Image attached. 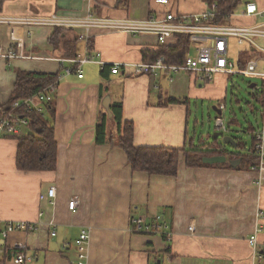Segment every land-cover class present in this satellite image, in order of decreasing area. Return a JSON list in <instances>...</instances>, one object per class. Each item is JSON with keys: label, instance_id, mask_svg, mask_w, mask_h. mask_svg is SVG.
Wrapping results in <instances>:
<instances>
[{"label": "crops", "instance_id": "1", "mask_svg": "<svg viewBox=\"0 0 264 264\" xmlns=\"http://www.w3.org/2000/svg\"><path fill=\"white\" fill-rule=\"evenodd\" d=\"M248 1L257 5V14H240ZM206 8L202 0H170L168 6L158 5L155 0H128L127 4L123 0H6L0 15L47 17L57 13L84 17L92 13L99 17L145 19L164 10L196 14ZM227 23H264V0H242ZM63 30L65 37L77 41L80 56L93 49L92 53H101L107 63L143 62V51L158 47L157 37L152 34ZM53 31L51 26L0 23V54L15 50L28 56H0V106L12 95L18 70L62 74L49 100L56 111V169L19 170L17 138L0 136V220L37 225L33 231L12 233L4 245L0 244V264H15L11 246L16 241L37 253V258L27 264H77L73 242L83 229L90 233L87 264H257L249 239L255 233L258 211L264 212V186L257 185L258 174L246 163L236 168L188 167L182 159L176 176L148 175L133 171L123 149L98 145L95 140L104 93L111 103L123 101L124 118L134 122L138 146L190 148L199 141L198 146L220 150L221 141L206 142L197 131L205 126L206 99L215 111L213 124L219 114L224 117L228 113L230 76L218 74L212 81H204L191 72H162L152 86L151 75H135L124 69L114 74L110 67L98 63L81 66L82 78L77 71L64 76L63 69L70 64L49 45ZM260 44L264 47V39ZM242 49L239 63L244 65L256 58L259 70L264 72V51L250 46ZM169 98L185 102L167 103ZM221 104H225L222 111ZM259 110L258 123H249L248 128L260 125ZM230 122L235 123L236 118ZM110 129H114L113 122ZM26 133L22 126L19 136ZM51 186L57 192L54 204L40 197ZM74 196L80 198L75 212L69 209ZM156 216L162 218V231L169 233L170 239L161 232L132 230L133 217L152 222ZM53 231L56 235H52ZM66 242L72 245L64 250ZM258 242V248H262L264 221Z\"/></svg>", "mask_w": 264, "mask_h": 264}, {"label": "built area", "instance_id": "2", "mask_svg": "<svg viewBox=\"0 0 264 264\" xmlns=\"http://www.w3.org/2000/svg\"><path fill=\"white\" fill-rule=\"evenodd\" d=\"M156 3L168 6L170 0H156ZM216 7V4L207 6L204 12L196 14H177L166 10V12L162 13H151L145 19L99 17L92 13L84 17H66L57 13L47 17L39 15L20 17L0 15V23L29 27L51 26L63 29H79L85 32H89L92 29H101L126 32L132 35L152 34L157 37L161 45L166 44L179 34L187 35L190 39L191 49L181 64H172L164 56L151 62L107 63L101 59V53L93 54L87 51L81 56L61 59L70 64L69 67L63 69L64 76L76 70L78 77L82 78L84 75L81 66L88 63H98L102 67L110 65L111 72L114 74L120 73L123 69L135 75L149 76L162 72L168 74L191 72L204 81H212L218 74L229 76L243 75L252 79H262L264 86V72L259 70L256 58L249 59L243 65L239 63V59L235 62L229 53L231 37L236 38L237 44L242 47L250 46L258 51H264V47L260 44V40L264 39V23L249 26L216 23L214 22ZM258 12L257 5L253 1H248L245 10L240 14L254 15ZM29 34H32L30 29ZM0 56H4L7 59L28 57L24 53L15 50H9L6 54H0ZM61 78L62 74L60 75ZM56 89L57 85L53 83L36 95L15 103L14 107L19 108L24 106L28 111L37 110L38 112H44L45 103L49 102L50 97L55 93ZM261 93H263V101L260 125L254 131H248L252 139H254L252 145L248 148H253L258 157V163L252 165L251 170L258 174L257 185L259 187L264 186V88ZM220 109L221 111L224 110L225 104H221ZM26 124L27 121L23 117L17 115L9 116L7 113H3L0 115V136H19L21 126ZM214 124L215 129L222 134L229 131V126L226 124L222 114H219L215 118ZM56 196V188L51 186L40 197L42 200L49 199L54 204ZM79 204L80 198L74 196L69 201V209L75 212ZM263 221L264 212L259 210L255 233L249 239V243L254 248V258L258 261L257 264H260L264 260V246L258 248V235L263 230ZM36 226V223L27 221L0 220V240L7 241L14 232L33 231L36 229ZM162 227L163 220L160 216H156L152 222H148L145 217H133L132 219V230L134 232H161L164 237L170 239L171 235L163 232ZM191 229L193 228L191 227ZM52 235H56V232L53 231ZM73 244L76 249L77 264H87L90 244L89 231L87 229L81 230ZM71 245V242H66L63 245V249L66 250ZM11 250L12 260L15 264H27L37 258V253L30 252L21 241L14 242Z\"/></svg>", "mask_w": 264, "mask_h": 264}, {"label": "trees", "instance_id": "3", "mask_svg": "<svg viewBox=\"0 0 264 264\" xmlns=\"http://www.w3.org/2000/svg\"><path fill=\"white\" fill-rule=\"evenodd\" d=\"M0 0V12L3 9L4 2ZM207 6L216 4V23H227L236 12L242 0H202ZM127 4L128 0H123ZM156 3V0H155ZM159 5V4H158ZM163 12H166L164 10ZM63 28L54 27V31L49 38V45L54 50L61 52L64 58L77 57V41L73 38L65 37ZM166 44H159L156 50H144V61L151 62L164 56L172 64H181L184 62L188 51L191 49L190 39L187 35L179 34ZM91 47V46H90ZM93 52V49L90 51ZM110 65L104 66V68ZM102 71L103 75L105 73ZM76 71V70H75ZM16 81L11 97L4 105L0 106V115L7 113L23 117L27 121L24 125L27 127V133L22 136H15L18 140L16 166L21 171H52L57 167L58 143L55 137V117L56 111L54 102L45 103V111H28L24 106L16 108L15 103L32 97L45 90L49 85L56 83L58 86L60 72H37L18 70ZM109 80V79H108ZM106 91H109L107 86ZM106 94L102 93V100ZM253 97L260 102L262 106L263 93H254ZM184 99L169 98L167 103H181ZM261 112V108L259 110ZM47 113V115H46ZM11 118V117H10ZM12 119V118H11ZM114 123V129H110V123ZM229 126V125H228ZM230 129V127H229ZM256 127L250 126L248 131H254ZM135 124L131 120L124 118L123 101H116L110 104L109 110L102 108L98 114L95 140L98 145H109L119 147L125 151L128 162L133 171L145 172L148 175L176 176L179 172L181 160L185 161L188 167L201 166H219L232 167L229 162L221 164H206L203 162L205 156L216 154H227L225 148L209 149L204 145L190 148H171L159 146H138L135 144ZM224 134V133H223ZM226 135V134H224ZM238 147L246 149V154H240L242 162L249 168L258 163L253 148H248L241 139L235 138ZM219 142L218 140H215ZM254 139H252L253 143ZM228 155V154H227ZM231 158H235L232 156ZM230 159V158H229ZM241 166V165H240ZM238 166V167H240ZM166 238V237H165Z\"/></svg>", "mask_w": 264, "mask_h": 264}, {"label": "rangeland", "instance_id": "4", "mask_svg": "<svg viewBox=\"0 0 264 264\" xmlns=\"http://www.w3.org/2000/svg\"><path fill=\"white\" fill-rule=\"evenodd\" d=\"M243 47L237 44L236 38L231 37L230 39V57L237 62L239 57L241 56L240 52L243 50ZM242 57L247 58L244 54ZM169 83V81L166 80ZM254 82L257 84L255 88H250V83ZM263 81L261 79H252L251 77H246L243 75H234L230 76L228 80V93L226 97V102L228 105V113L224 115V120L227 125H230V129L226 133V135H230L241 139L242 142L245 143L247 147L252 145V136L247 131V125L249 123L256 125L259 121L258 110L261 107L260 102H258L255 98H253V93H258L263 91ZM237 99L239 102H237ZM201 102V100H200ZM206 105L204 106L205 113V126L200 127V131H197L199 135L201 133L205 136L204 141H208L209 143L213 142V135L216 132L213 124V117L215 115L214 109H212L211 101L205 100ZM211 104V107H210ZM201 109V107H200ZM233 111V112H232ZM202 116V111H201ZM47 115V113H46ZM236 122H230V119H235ZM202 121V119H201ZM215 121V120H214ZM112 124V123H111ZM113 123V127H114ZM25 127V126H24ZM22 128V126H21ZM27 128V127H26ZM223 136L219 137V141L222 142ZM200 144L199 141L195 142V145L198 146ZM215 146V145H214ZM214 148V147H212ZM228 149V158L232 156H238L240 154H246V149L234 148L231 145L226 146Z\"/></svg>", "mask_w": 264, "mask_h": 264}, {"label": "water", "instance_id": "5", "mask_svg": "<svg viewBox=\"0 0 264 264\" xmlns=\"http://www.w3.org/2000/svg\"><path fill=\"white\" fill-rule=\"evenodd\" d=\"M155 83H156V75H152L151 76V85L155 86ZM255 86H256V84H250V88H254ZM110 104H111V98L109 96H105V98L103 99L104 108L109 110ZM220 136H223V140H222V142H220L221 148L223 147L226 149V146H228V145H231L234 148H238L237 141L235 140V138L233 136L224 135L220 131H217V130L213 135V140H218ZM227 151H228V149H227ZM203 162L206 164H211V165L229 162L232 167L236 168L242 162V158L238 157V158L229 159L227 154H216V155H211V156H205L203 158ZM0 244L4 245L5 240H0Z\"/></svg>", "mask_w": 264, "mask_h": 264}]
</instances>
